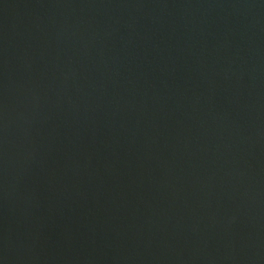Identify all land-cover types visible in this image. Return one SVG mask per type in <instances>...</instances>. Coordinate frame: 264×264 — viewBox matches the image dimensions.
<instances>
[{
	"label": "water",
	"instance_id": "water-1",
	"mask_svg": "<svg viewBox=\"0 0 264 264\" xmlns=\"http://www.w3.org/2000/svg\"><path fill=\"white\" fill-rule=\"evenodd\" d=\"M0 264H264V0H0Z\"/></svg>",
	"mask_w": 264,
	"mask_h": 264
}]
</instances>
